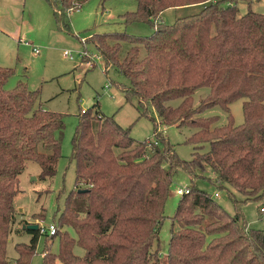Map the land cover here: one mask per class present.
<instances>
[{
  "label": "trees",
  "instance_id": "1",
  "mask_svg": "<svg viewBox=\"0 0 264 264\" xmlns=\"http://www.w3.org/2000/svg\"><path fill=\"white\" fill-rule=\"evenodd\" d=\"M46 1L58 23L80 7L75 0ZM136 4L121 16L125 23H148L150 35L93 33L81 42L90 39L96 46L105 72L117 65L129 92L140 104L149 102L164 124L197 128L188 139L195 150L191 159L180 160L157 128V139L136 141L113 117L98 115L95 105L81 110L71 139L75 190L66 197L55 233L46 235L59 236V253L45 249L43 264H264V230L249 228L241 212L244 200L264 197V13L238 15L231 0ZM166 9L176 11L171 23L160 20ZM121 42L130 45L120 60ZM10 73L0 67V264L8 263L19 175L28 161L40 165V178L55 173L64 125L61 113L37 106L39 90L24 83L6 89ZM201 87L209 92L194 107L192 95ZM176 98L178 106L166 105ZM239 98L245 99L243 122L234 124L228 105ZM216 105L228 112V122L212 127L217 117L200 114ZM204 144L207 151L199 152ZM178 167L191 175L208 169L218 189L229 186L245 199L229 193L235 208L230 214L206 191L189 187L171 218L177 228L163 263L159 230ZM63 226L75 237L62 232ZM30 232L29 243L15 245L14 264H29L40 235L38 229ZM75 246L82 255L74 253Z\"/></svg>",
  "mask_w": 264,
  "mask_h": 264
},
{
  "label": "rangeland",
  "instance_id": "2",
  "mask_svg": "<svg viewBox=\"0 0 264 264\" xmlns=\"http://www.w3.org/2000/svg\"><path fill=\"white\" fill-rule=\"evenodd\" d=\"M75 1L79 3V9L63 16V23H58L46 0H0V67L11 70L5 88L12 90L18 83H24L28 90H39L37 106L61 113L64 124L60 143L61 156L56 162L55 173L40 178V165L28 161L19 175L18 193L13 202L14 222L6 247L7 264H14L17 257L15 245L29 243L32 237L30 230L22 227L23 224H55L65 207L67 195L75 190L71 139L81 110L93 108L95 105L93 109L97 110L98 115L113 117L120 126L129 128L130 136L136 141L157 139L154 135L157 128L180 160L191 159L195 150L196 145L188 139L197 128L164 124L149 102L143 101L140 104L139 98L129 92V80L119 71L117 65H110L105 72V61L96 46L90 39L85 44L81 42L93 33L126 32L136 36L150 35L153 28L148 23H125L121 16L137 8L136 0ZM231 1L237 5L238 15L249 10L264 13V0ZM175 17V10L166 9L160 20L171 23ZM66 24L69 26L68 30L65 28ZM33 45L39 49V53L33 52ZM121 45L120 60L130 44L121 42ZM84 50L86 60L81 57ZM144 53V49H141L140 55ZM208 92V87L198 88L192 95L193 106L196 107ZM244 100L239 98L228 105L234 124L243 122ZM180 102L181 98H176L167 101L166 105L176 107ZM200 116H216L217 121L212 127L228 122V112L219 105L206 109ZM208 147V144H204V148L198 150L207 151ZM212 177L208 169L199 175H191L178 167L173 173L165 202V218L159 230V253L163 263L166 260L171 230L177 228L171 219L180 199V195L176 194L177 188L194 186L206 191L230 214L235 213V208L228 194L232 193L238 200L245 199V195L229 186L227 189H218L210 180ZM215 192L219 193L218 196H214ZM262 206L264 197L247 199L241 203V212L249 228L264 230V211L262 214L259 212ZM61 231L75 237L71 227L63 226ZM45 249L57 255L59 236L40 234L29 264H43ZM74 253L82 255L83 250L75 246ZM53 264L60 263L56 260Z\"/></svg>",
  "mask_w": 264,
  "mask_h": 264
},
{
  "label": "built area",
  "instance_id": "3",
  "mask_svg": "<svg viewBox=\"0 0 264 264\" xmlns=\"http://www.w3.org/2000/svg\"><path fill=\"white\" fill-rule=\"evenodd\" d=\"M23 42L25 44H31V43H29L27 41H23ZM32 50H33L34 53H39V49L37 47H35L34 45L32 46ZM85 54H86V52L84 51L81 56H83ZM64 55L65 56H68V53L67 52H64ZM69 57L71 58V56H69ZM188 192H189V187L177 188L176 189V194H178L180 196L183 195V194H185V193H188ZM218 194H219L218 192H215L214 193V196H218ZM38 230H39V233L40 234L53 235L55 233V231H56V226H55L54 223H50V224H47L45 226H43V225L39 226Z\"/></svg>",
  "mask_w": 264,
  "mask_h": 264
},
{
  "label": "water",
  "instance_id": "4",
  "mask_svg": "<svg viewBox=\"0 0 264 264\" xmlns=\"http://www.w3.org/2000/svg\"><path fill=\"white\" fill-rule=\"evenodd\" d=\"M23 228H27L29 230H37L39 228L37 223H33V224H23L22 226Z\"/></svg>",
  "mask_w": 264,
  "mask_h": 264
},
{
  "label": "crops",
  "instance_id": "5",
  "mask_svg": "<svg viewBox=\"0 0 264 264\" xmlns=\"http://www.w3.org/2000/svg\"><path fill=\"white\" fill-rule=\"evenodd\" d=\"M20 40H23V39H20Z\"/></svg>",
  "mask_w": 264,
  "mask_h": 264
}]
</instances>
